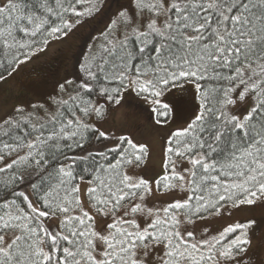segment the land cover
Here are the masks:
<instances>
[{"label": "snow or ice", "instance_id": "6c2138e0", "mask_svg": "<svg viewBox=\"0 0 264 264\" xmlns=\"http://www.w3.org/2000/svg\"><path fill=\"white\" fill-rule=\"evenodd\" d=\"M103 6L5 0L0 49L10 59L0 69L11 75ZM102 36L80 65L82 76L61 83L51 106L17 108L0 123V163L11 158L0 167V184L39 178L30 194L0 201V264H249L255 221L217 234L205 229L200 238L183 226L264 198V0H132ZM189 83L198 109L169 133L165 172L152 178L189 195L148 207L149 178L127 171L140 166L148 147L122 135L94 151V141L112 139L97 124L125 93L150 104L156 124L167 123L173 108L163 97ZM177 158L189 167L178 170ZM79 182L89 185L88 208Z\"/></svg>", "mask_w": 264, "mask_h": 264}, {"label": "rangeland", "instance_id": "374dc122", "mask_svg": "<svg viewBox=\"0 0 264 264\" xmlns=\"http://www.w3.org/2000/svg\"><path fill=\"white\" fill-rule=\"evenodd\" d=\"M5 0H0L3 5ZM132 0H104V6L100 12L93 16L85 17L82 23L75 26L67 35L59 39H52L42 51H38L31 59L19 64L15 71L4 75L0 80V123L13 118L17 108H24L26 112L33 111L32 105L51 106L52 98L59 96V85L65 80L75 81L77 70L73 68L75 53L80 48V58L84 54H90L104 39L102 33L111 19L115 18L119 10L129 7ZM24 59V58H23ZM75 63V62H74ZM164 102L170 103L173 108L167 123L156 124L151 112V105L133 93H125L120 105H112L114 111L104 120H100L97 126L100 130L109 134L112 139L102 143H92V150H101L105 145H114L115 137L128 136L134 142L143 143L148 147V155L139 166H131L127 171L129 175L149 178L153 187L152 195L146 197L145 204L148 207L162 208L177 200L183 201L189 195L179 188L174 190H158L152 178H159L164 170V149L168 133L177 130L189 122L198 109L195 86L185 84L184 88H174L163 97ZM41 116L43 110L39 111ZM95 117L90 122L95 121ZM90 147L89 145L87 148ZM8 160L0 163L10 162ZM189 167L186 161L177 159V169ZM80 183V196L85 208H88L86 189L89 186L85 182ZM139 202V201H137ZM162 215V213H161ZM183 219V217H181ZM255 221L249 230L251 246L246 260L249 264H263L264 259V198L254 205H241L238 208L230 206L221 209V215H206L204 219H196L194 224L183 227L194 228L200 238L201 233L208 230L209 234H217L224 227L242 221ZM56 220H52L54 223Z\"/></svg>", "mask_w": 264, "mask_h": 264}, {"label": "trees", "instance_id": "16d2710c", "mask_svg": "<svg viewBox=\"0 0 264 264\" xmlns=\"http://www.w3.org/2000/svg\"><path fill=\"white\" fill-rule=\"evenodd\" d=\"M5 3V2H4ZM2 6V5H0ZM103 41V40H102ZM101 41V42H102ZM100 42V43H101ZM99 43V44H100ZM99 44L97 46H99ZM82 47V44L79 46V49L77 50V52L75 53V60L73 61V68L77 70V75H74L75 76V81L77 80L78 77H81L82 76V73H80V65L84 62V58L85 56H88L89 54H84V56L82 58H80V48ZM24 57L21 56L20 59H23ZM10 59V55L8 57H5V53H4V50L0 49V62L4 63L5 66H7V60ZM75 62V63H74ZM9 71H11V69H9ZM0 73H2L3 75H6L8 72H5L3 71V69H0ZM201 83H205V82H201ZM134 94V93H133ZM135 96V94H134ZM137 97V96H136ZM18 115V114H17ZM15 115V116H17ZM14 116V117H15ZM154 121H156V116L154 114V117H153ZM163 119V118H161ZM169 119V118H168ZM3 123V122H2ZM172 131H175V130H172ZM170 131V132H172ZM169 132V133H170ZM168 133V135H169ZM168 139V137H167ZM104 140H97V141H94L93 143H102ZM167 141V140H166ZM116 143V140L114 139V144ZM88 145H85V147L87 148ZM113 146V145H112ZM166 147H167V144L165 145V149H164V163H165V150H166ZM104 149V148H103ZM101 149V150H103ZM82 150L81 149H77L75 152H69L68 154L70 156H73V155H77L81 152ZM146 158V157H145ZM144 158V160H145ZM179 159V158H177ZM143 160V162H144ZM142 162V163H143ZM141 163V164H142ZM140 164V165H141ZM0 167H3V166H0ZM165 170V169H164ZM32 169H26L24 170L23 174L25 176L28 175L29 172H31ZM5 178V174L4 173H0V180H3ZM39 178L38 177H32V179L30 180H26L25 182H17L16 184L14 185H10L8 188H5L2 184H0V201L3 200V198L7 197L8 199H13L15 198L13 196V192H19V191H24L26 194H30V183L33 181V180H38ZM89 187V186H88ZM158 190H166L164 189L162 186L161 187H157ZM86 199H87V202H88V197L86 195ZM223 203V202H222ZM26 207V206H25ZM208 215L207 213L204 214V216ZM45 220H47L48 218H43ZM250 220H246V221H242V222H248ZM57 221H55L54 223L52 224H56ZM263 264H264V259H263Z\"/></svg>", "mask_w": 264, "mask_h": 264}]
</instances>
